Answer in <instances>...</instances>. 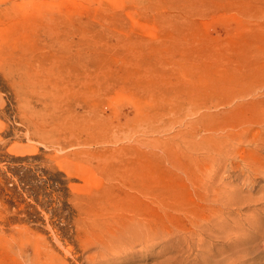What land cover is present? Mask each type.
I'll return each mask as SVG.
<instances>
[{
    "label": "rangeland",
    "instance_id": "374dc122",
    "mask_svg": "<svg viewBox=\"0 0 264 264\" xmlns=\"http://www.w3.org/2000/svg\"><path fill=\"white\" fill-rule=\"evenodd\" d=\"M262 147L264 0H0V264L229 258L233 236L210 260L157 237L199 214L264 225V199L213 201L261 196ZM133 214L159 226L148 249L83 253Z\"/></svg>",
    "mask_w": 264,
    "mask_h": 264
},
{
    "label": "bare ground",
    "instance_id": "6f19581e",
    "mask_svg": "<svg viewBox=\"0 0 264 264\" xmlns=\"http://www.w3.org/2000/svg\"><path fill=\"white\" fill-rule=\"evenodd\" d=\"M262 149H264V147H262ZM261 168L264 169V167L262 166L260 167V169ZM217 195L218 193L215 195L216 198H214L213 201L219 202V203L222 202V204L220 203V205H222L223 207H227V206L242 207L245 204L247 206H251L250 204L257 203L260 200L264 199V191H262L261 196L258 198L253 199L252 197L247 196L245 199L244 198L242 199L243 201L241 200L237 201L236 199L230 200V197L228 198V196L227 198H225L224 197L225 195H218V196ZM221 196L223 198H221ZM112 213L113 212H111V214ZM229 215H230V212H229ZM135 217H136V214H133L132 218L131 217L129 218L124 215L119 216L120 218L119 220L121 221V223H117L116 225L112 224L111 229L103 230L104 233L100 232V235L92 234L91 240H89V242L84 241L85 243L82 242L80 244L83 253L88 250L89 244L90 246H93L96 244L95 246L98 249L102 251H107V252L108 250L112 251V248H114V250H117L118 253L119 251L125 252L124 250H128V253H132L133 249L137 245L142 246V248L144 249H148L154 240L153 238L154 237L156 238L157 236L156 234H158L160 231L159 226L157 227L156 224L155 226L151 225L148 221H145L144 219H141V218L137 219ZM192 220L193 222L189 220L190 222L187 223L186 221L185 224L182 226L180 225V227L179 226L177 227L176 225L175 227L177 230L175 232L176 235L168 234L169 238H167V236L157 237L160 239L159 243H161L162 241L164 242V243L162 242L163 246L161 245L162 248L160 249V253H163V254L164 252H167V254L176 253L177 248L175 249L170 246H174V244L178 245V243L181 242L182 240L183 242H185L190 239L192 241H191V244H187L188 247H190V249L192 248L194 249L196 247L199 252H202L201 251L202 247H205V251H206V247H207L206 245L210 240H212L213 237L215 238L218 237L221 240L225 239L227 240V243H229L230 242L229 238H231L230 236L235 237L232 244L238 245V248L233 250L229 254V258L222 257L221 260L219 261L216 260V258L211 259V257H213L212 255L213 251L212 250L210 251L211 249L210 248L208 251H206V255L209 254L207 258L209 260L211 259V261L206 262L205 260H203L204 264H244L249 257H251L252 255H257L259 252L260 245L256 241L258 238L261 239L260 237L264 238V225L259 227L255 223V219L251 216H245L244 219L236 217L233 221L235 226L230 229L228 226L229 219L224 218L225 222L222 228L226 229L225 232H219V230L216 228L218 227L219 222H217L216 220L214 222V220L209 219V215H205V214L204 215H200V214L194 215ZM164 233L165 231L163 232V235ZM55 243L58 248L62 247L61 239L59 237H55ZM39 251L42 252V249L41 250L40 249L38 250L36 248L33 249L32 252L34 256L33 255L31 257L28 256L29 263H33L37 258H40V257L42 258L44 256V255L43 256L41 255L43 252L40 253ZM66 252H70V249L67 250ZM53 253L54 251H51L50 255H52ZM96 256L101 257L102 254L97 251L95 255L92 256L90 259L95 260V258H97ZM103 258L104 257H102L101 259ZM43 259L45 258L43 257ZM166 260L167 261L165 262L163 261L164 262L163 264H167V263L169 264V262L172 263V259H169V260L166 259ZM45 264H48V260L46 261Z\"/></svg>",
    "mask_w": 264,
    "mask_h": 264
}]
</instances>
